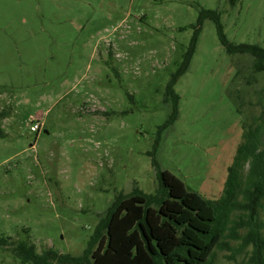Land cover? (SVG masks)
Listing matches in <instances>:
<instances>
[{
  "label": "rangeland",
  "instance_id": "obj_1",
  "mask_svg": "<svg viewBox=\"0 0 264 264\" xmlns=\"http://www.w3.org/2000/svg\"><path fill=\"white\" fill-rule=\"evenodd\" d=\"M202 10L221 14L231 42L264 47V0H0V233L80 257L119 195L156 193L153 160L221 197L244 125L264 130V72L229 56ZM199 28L175 86L179 118L159 134ZM259 219L264 238V208ZM257 262L239 238L215 253V264ZM0 264L21 262L0 248Z\"/></svg>",
  "mask_w": 264,
  "mask_h": 264
},
{
  "label": "trees",
  "instance_id": "obj_2",
  "mask_svg": "<svg viewBox=\"0 0 264 264\" xmlns=\"http://www.w3.org/2000/svg\"><path fill=\"white\" fill-rule=\"evenodd\" d=\"M205 20L215 23L220 43L229 56L249 55L254 59V69L264 72L263 46L231 42L216 10H202L199 25ZM200 31L201 28L196 31L181 66L166 86L165 94L173 102V111L159 134L179 118L180 96L175 86L189 71ZM239 76L237 72L232 88ZM235 99L242 114L238 90ZM243 139L218 200L191 190L153 160L159 180L156 193L146 194L137 187L130 195H119L80 257L60 254L51 248L39 253L35 244L2 233L0 248L10 250L21 264H215L216 250L232 237L252 245L257 263L263 264V225L259 219V210L264 208L262 126H250L247 130L244 125ZM242 229L247 231L244 237L240 234Z\"/></svg>",
  "mask_w": 264,
  "mask_h": 264
},
{
  "label": "built area",
  "instance_id": "obj_3",
  "mask_svg": "<svg viewBox=\"0 0 264 264\" xmlns=\"http://www.w3.org/2000/svg\"><path fill=\"white\" fill-rule=\"evenodd\" d=\"M43 124L40 123V121H37V123H33V125H31V131L32 132H40L42 129Z\"/></svg>",
  "mask_w": 264,
  "mask_h": 264
}]
</instances>
